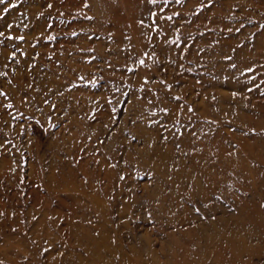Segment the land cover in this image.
Instances as JSON below:
<instances>
[{
    "label": "rangeland",
    "instance_id": "374dc122",
    "mask_svg": "<svg viewBox=\"0 0 264 264\" xmlns=\"http://www.w3.org/2000/svg\"><path fill=\"white\" fill-rule=\"evenodd\" d=\"M0 264H264V0L0 3Z\"/></svg>",
    "mask_w": 264,
    "mask_h": 264
},
{
    "label": "snow or ice",
    "instance_id": "6c2138e0",
    "mask_svg": "<svg viewBox=\"0 0 264 264\" xmlns=\"http://www.w3.org/2000/svg\"><path fill=\"white\" fill-rule=\"evenodd\" d=\"M4 2V0H0V3H3ZM13 7H15V5H13ZM49 7H51V6H49Z\"/></svg>",
    "mask_w": 264,
    "mask_h": 264
}]
</instances>
